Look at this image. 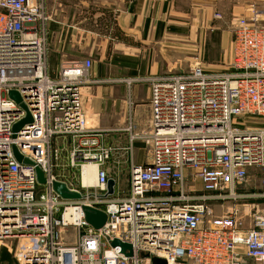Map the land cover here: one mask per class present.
Segmentation results:
<instances>
[{
    "label": "built area",
    "instance_id": "obj_1",
    "mask_svg": "<svg viewBox=\"0 0 264 264\" xmlns=\"http://www.w3.org/2000/svg\"><path fill=\"white\" fill-rule=\"evenodd\" d=\"M47 19L41 0H0V244L17 241V264H264V208L244 226L237 207L217 215L211 204L242 198L249 168L264 178V9L252 3L234 21L226 72L197 61L150 78V159L131 165L125 189L109 177L114 149L83 109L92 62L65 60L49 75L38 27ZM89 163L93 185L82 180ZM53 181L80 198H62ZM83 206L102 210L105 223L90 225Z\"/></svg>",
    "mask_w": 264,
    "mask_h": 264
},
{
    "label": "crops",
    "instance_id": "obj_2",
    "mask_svg": "<svg viewBox=\"0 0 264 264\" xmlns=\"http://www.w3.org/2000/svg\"><path fill=\"white\" fill-rule=\"evenodd\" d=\"M41 3L48 16L38 25L48 74L56 76L65 60L92 62L89 79L81 88L83 109L92 125L104 130L103 142L114 149L106 166L109 177H118V183L122 171L128 174L131 165L150 159L149 143L142 138L150 118V78L186 73L192 65L187 70L181 67L180 54H187L197 38L219 48L212 62L201 67L227 70L234 21L246 15L252 3L264 9V0Z\"/></svg>",
    "mask_w": 264,
    "mask_h": 264
},
{
    "label": "rangeland",
    "instance_id": "obj_3",
    "mask_svg": "<svg viewBox=\"0 0 264 264\" xmlns=\"http://www.w3.org/2000/svg\"><path fill=\"white\" fill-rule=\"evenodd\" d=\"M198 31L200 30L198 29ZM180 47H181L180 51H184L183 48L184 46L182 47V45H180ZM189 47L190 48H188V50L190 49V51L184 55L180 54V60H179L180 66L181 67L184 66L183 68H185L186 70L189 68V65L191 66L194 62L197 61L200 62V66L203 67L208 62H212V60L215 58L212 57L213 54L216 55L219 54L218 45H215L214 43L208 42L206 40L201 41V43H199L198 38ZM226 71L227 70L224 69L222 72H226ZM248 119L249 118L247 117L245 120ZM237 120L243 121V118H238ZM248 125L252 127L257 126L256 124L253 123H249ZM57 172L58 171H54V173ZM64 174L65 176L63 179L70 180L67 174L66 173ZM119 177H120L119 178L120 187L122 189H125L127 187V177H128L127 171L126 170L122 171ZM193 186L195 190H200L199 181H195ZM239 192L243 194V197L236 201H226L224 203L212 202L211 204L214 207V210L217 215L225 213L227 208L230 209L231 207H237L239 209V214L242 216L245 215L244 219L242 220L244 221V226H247L249 223V217L246 214L250 210L254 211L257 209L264 208V178L259 173V170L257 168H250L248 170L246 180L239 186ZM16 246H17V241L15 239H7L1 242L0 264H17V261L15 259Z\"/></svg>",
    "mask_w": 264,
    "mask_h": 264
},
{
    "label": "water",
    "instance_id": "obj_4",
    "mask_svg": "<svg viewBox=\"0 0 264 264\" xmlns=\"http://www.w3.org/2000/svg\"><path fill=\"white\" fill-rule=\"evenodd\" d=\"M9 96L13 99H15L16 101L20 102V96L19 94L14 91V90H10L9 91ZM31 121V117L29 114H27V116L25 118H23L21 121H19L17 124H15L14 126V130H18L24 123L30 122ZM15 156L17 157L18 160H23L26 163H31L28 159H22L21 156L16 152V150H14ZM134 166H137V164H133ZM36 175H37V180L39 183H44L45 182V178H44V174L41 171L40 168L36 167ZM113 186H114V180L113 179H109L107 182V189L109 193H112L113 190ZM52 187L53 190L59 194L62 198L65 199H78L80 198V194L78 192L75 191H70L66 184L64 182L61 181H53L52 182ZM83 212H84V217L85 220L92 225L94 228H99L101 227L105 221H106V214L97 208L94 207H90V206H83L82 207ZM112 245H119L122 249V251L131 248V246L127 243H123L117 239H114L112 241ZM130 254V252H129ZM152 264H166L165 260L163 259H153L152 260Z\"/></svg>",
    "mask_w": 264,
    "mask_h": 264
},
{
    "label": "bare ground",
    "instance_id": "obj_5",
    "mask_svg": "<svg viewBox=\"0 0 264 264\" xmlns=\"http://www.w3.org/2000/svg\"><path fill=\"white\" fill-rule=\"evenodd\" d=\"M96 167L89 163L84 166L82 171V180L84 184L93 185L95 183Z\"/></svg>",
    "mask_w": 264,
    "mask_h": 264
}]
</instances>
